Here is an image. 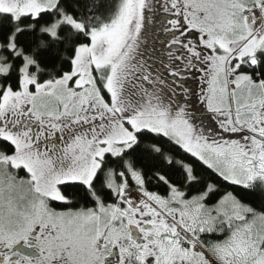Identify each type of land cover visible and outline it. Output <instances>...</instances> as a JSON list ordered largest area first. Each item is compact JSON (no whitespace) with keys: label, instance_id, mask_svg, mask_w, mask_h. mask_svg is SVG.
<instances>
[{"label":"snow or ice","instance_id":"snow-or-ice-1","mask_svg":"<svg viewBox=\"0 0 264 264\" xmlns=\"http://www.w3.org/2000/svg\"><path fill=\"white\" fill-rule=\"evenodd\" d=\"M0 264H264V0H0Z\"/></svg>","mask_w":264,"mask_h":264}]
</instances>
